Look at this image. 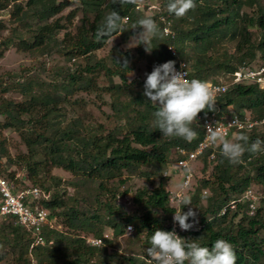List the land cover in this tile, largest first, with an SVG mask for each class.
I'll return each instance as SVG.
<instances>
[{"label":"trees","instance_id":"obj_1","mask_svg":"<svg viewBox=\"0 0 264 264\" xmlns=\"http://www.w3.org/2000/svg\"><path fill=\"white\" fill-rule=\"evenodd\" d=\"M79 2V23L73 32L65 31L59 39L64 25L50 18L68 5L67 0H0V11L12 5L13 15L20 23L18 33L12 32L0 41V57L15 45L24 51L48 52L55 47L68 60L82 59L75 69L66 71L62 80L51 84L32 76L8 86L0 80L1 93L16 89L22 94L20 101L0 97V130L18 132L28 149L26 155L18 156L17 163H22L26 171L25 177H21L15 169L4 167L13 161L5 138L0 137V174L16 190L37 187L47 193L48 198L38 202L48 210L52 224L42 228L45 243L34 244L35 234L16 223L14 217H4L0 221V264H146L145 249L150 247L153 231H169L174 208L169 203L168 177L160 168L177 147L194 149L202 137V128L198 119L191 125L198 135L190 142L162 135L153 124L155 106L143 94L145 79L127 80L137 61L149 63L148 74L161 60L184 61L192 78L228 84L216 99L215 112L243 117L248 110L259 120L264 119V88L255 83L232 82L240 66L254 67L259 61L257 67H264V2L194 0L196 7L181 18L167 12L168 0H161L162 9L152 15L137 10L136 3ZM113 9L121 17L128 16V21H120V30L97 41L95 33ZM74 14L72 11L67 18ZM160 15L172 20L173 38L162 33ZM145 17L153 18L161 30L158 36L150 38V52L142 44L135 50H122L115 45L104 56L97 55L111 37L119 35L120 42H127L140 31L133 30L136 21ZM168 44L175 47L176 57L168 52ZM125 60L127 68L122 67ZM99 76L107 80L103 90L111 96L110 105L118 122L108 129L87 125L79 117L64 123L60 101L79 90H95ZM116 78L118 81H114ZM210 113L205 109L198 115ZM261 124L262 128L255 125L230 136L246 133L249 144L256 139L264 141V122ZM220 151L218 143L197 159L204 165V172L208 165L211 170L195 187L192 178L187 188L185 197L191 199L199 227L188 230L184 239L209 248L217 239H224L234 246L236 264H264V151L245 152L243 163L235 165L224 159ZM49 162L69 172L71 178L62 181L51 175V185L45 186L41 171L46 170ZM151 166L159 168L156 184L134 191L131 202L135 209L126 211L118 201L120 196L129 194V189L120 192L119 185L133 175L149 179L150 173L142 168ZM27 180L34 184L29 185ZM68 187L73 188L72 194ZM248 188L261 192L253 215L247 213L246 200L220 213ZM29 204L34 206V202ZM188 207L182 211L186 212ZM58 224L63 228H58ZM128 224L133 226L131 233L126 231ZM127 233L130 235L126 236L125 245L133 249L118 254L116 240ZM89 237L101 238L102 244L91 245L87 242ZM114 255L119 259L115 261Z\"/></svg>","mask_w":264,"mask_h":264},{"label":"clouds","instance_id":"obj_2","mask_svg":"<svg viewBox=\"0 0 264 264\" xmlns=\"http://www.w3.org/2000/svg\"><path fill=\"white\" fill-rule=\"evenodd\" d=\"M113 3L135 4L136 0H113ZM196 7L194 0H168L167 12L177 18L184 17L189 10ZM122 17L116 10L110 11L104 23L95 33L97 41L105 38L117 30H120ZM140 29L130 37L135 41L131 47L143 45L146 52L151 51V39L160 34V29L151 17L140 18L136 21L134 29ZM164 31H168L165 29ZM123 33V32H122ZM130 43V44H131ZM129 47V45H128ZM125 60L122 67L127 68ZM184 68V65H181ZM185 71H177L175 61L169 60L158 66H154L151 73L146 75L144 81V96L155 106L152 113L153 124L163 136L179 137L186 141H192L198 133L191 127L196 122L200 112H215L216 100L212 86L200 79L186 78ZM130 82V81H129ZM236 121L233 120L232 124ZM210 140L213 144L219 142L220 155L231 164L243 163L245 152L257 153L264 151V141L256 139L249 144V136L239 133L233 139H229L220 132L211 130ZM223 162V161H221ZM189 197H180L175 200L173 208V223L180 229L188 231L194 224L189 223V218L196 222L197 212L193 210ZM189 206L186 212L182 211ZM127 231H131L129 226ZM146 264H236L237 257L234 246L224 239H217L212 246H201L195 240L184 239L178 236L175 230L164 231L155 229L150 237V247L145 249Z\"/></svg>","mask_w":264,"mask_h":264},{"label":"rangeland","instance_id":"obj_3","mask_svg":"<svg viewBox=\"0 0 264 264\" xmlns=\"http://www.w3.org/2000/svg\"><path fill=\"white\" fill-rule=\"evenodd\" d=\"M264 2V0H259ZM68 5L58 14L50 18V21L57 20L59 23L64 25V28L60 30L58 37L61 39L64 35L65 31H74L75 25L79 23V18L81 17V11L79 8V0H67ZM136 4L141 6V9L145 15L157 14L161 8V0H136ZM149 4L156 5L155 10H149ZM249 9V8H247ZM13 6L9 5L7 8L0 11V41L5 39L10 34L18 33L17 28L20 27L19 21L13 15ZM74 12V16L71 18H67V16ZM20 30V29H19ZM130 38L127 42H120L119 35L111 37L105 47L97 52V55L104 56L113 46L117 45L119 49L125 50H135L137 46L131 47L135 44L133 40L132 43ZM129 45V47H128ZM231 48V46L229 47ZM79 62H82V59L74 58L68 60L65 56H63L56 48H52L50 51H24L22 49H18L15 45L9 46L3 52V56L0 57V80L6 82V86L13 82L22 81L25 77H34L35 79L42 80L45 83H53V81H60L63 79V76L66 74L68 69H75ZM254 67L259 66V61L255 62ZM149 63L144 60L137 61L135 68L133 71L128 74L127 80L131 81L133 79H146V75L148 74ZM114 81H118L116 78ZM98 87L93 91H76L70 98L67 100H61L59 108V112L61 115V120L64 123L75 119L77 117L80 120L84 121L87 125L100 126L102 128H110L115 125L117 121V117L114 114V110L112 109L111 96L109 93L104 92L103 85L107 83V80L103 76H99L98 81L96 80ZM60 94H63V91L60 90ZM0 97H4L7 99H12L15 101L22 100V94L19 90L16 89H7L5 92H0ZM245 115L252 118L253 120H259L254 113L250 111H245ZM256 126L262 128V124L258 123ZM0 137L5 138L6 147L9 152V155L12 158V163L9 165H5L10 167L11 169H15L17 174L21 177H25L26 171L25 166L22 163H17L19 155H26L28 153V149L22 140L20 134L16 131L4 129L0 130ZM234 136H230L229 139H233ZM177 159V154L174 152H170L168 157L167 164L160 168V171L163 175H167L168 182L167 186L170 190H176L181 187L182 177L181 172L178 170L177 165L175 163ZM46 170L42 173L44 175V185H51L52 180L50 176H55L61 178L62 181L71 178V174L64 170L61 167L52 166L49 162ZM143 171H147L150 173V178L147 179L145 176L133 175L128 178L125 184L119 185V191H123L125 189H129V194L126 196H120L119 203L123 205L126 211L132 212L135 209V206L131 202V197L138 188L147 186L152 187L157 182L156 174L159 168L155 166H151L149 168H142ZM194 179H193V187L197 184V181L204 175L208 174L211 170V165L205 167L199 161L194 162ZM29 185L34 184L32 181H26ZM65 185V184H63ZM44 186V187H45ZM68 193H73V188H67ZM204 195H208V192ZM28 200L31 202L30 198ZM35 204H39L38 200ZM58 228H63L61 224L57 225ZM127 231V230H126ZM106 232H109L106 230ZM132 232V231H131ZM128 231V233H131ZM120 237L116 240L115 251L118 254L128 253L133 248H128L125 245V238L127 235ZM118 255H114V260L116 261Z\"/></svg>","mask_w":264,"mask_h":264},{"label":"built area","instance_id":"obj_4","mask_svg":"<svg viewBox=\"0 0 264 264\" xmlns=\"http://www.w3.org/2000/svg\"><path fill=\"white\" fill-rule=\"evenodd\" d=\"M135 8L137 10L141 9V6L136 4ZM157 7L154 4H149V10H155ZM159 20L162 23V33L166 37H174V32L171 28L172 20L163 15L159 16ZM128 21V16L122 17L121 23L125 24ZM168 29V31H164ZM168 52L172 57L177 56V51L172 44H168L166 46ZM168 60H161L160 64L167 62ZM184 65V68L181 67ZM175 68L177 71H185L187 76L186 78L191 80V71L187 67L184 61H176ZM213 88L215 93V100L221 96L228 88V84L221 82H213L207 81ZM233 83H255L260 88H264V67H250V66H240L233 74ZM197 119L200 121V125L202 128V137L197 142L196 146L192 150H186L182 147H177L175 152L180 156L176 165L178 170L181 172L182 183L179 189L170 190L169 192V203L174 205L175 200L180 197H185L187 188L189 187L191 180L194 175L193 165L194 162L209 148L214 147L219 142L213 144L210 140L211 132L209 130V126L211 130H215L220 132L222 135L227 138L236 131L240 130H249L252 129L256 124L264 122L263 120H253L248 116L240 117L237 114H233L230 116L224 114H218L217 112H212L208 115H198ZM233 120L236 121L235 124H232ZM213 157V154H211ZM261 197L260 191H255L252 188L246 189L241 198L232 199L226 207H223L221 210V214L226 211V208L229 207L233 209L236 204L242 200H246L249 202L247 213L249 215H253L255 213L257 203ZM30 198L31 202H34V206H30ZM48 194L42 192L37 187H27L23 189H15L14 185L10 183L5 177L0 174V221L6 216H12L15 218L16 223L22 225L26 230L31 231L35 234L34 244H44L45 238L41 235L42 228L44 225L49 224L52 226L49 220V212L44 207L35 204L37 200L47 199ZM173 215L172 213L170 220V228L169 231L175 230L176 234L181 238H184V235L187 231H183L180 229L178 224L173 223ZM189 223H193L194 226L191 229H197L199 225L194 221H188ZM129 226H131V231H133V226L128 224L126 229L128 230ZM129 231V232H131ZM104 237H108V233L104 234ZM87 242L94 246H100L102 244L101 238L89 237L87 238Z\"/></svg>","mask_w":264,"mask_h":264}]
</instances>
